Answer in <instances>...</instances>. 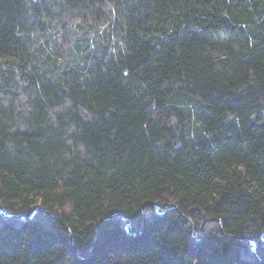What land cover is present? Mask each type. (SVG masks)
<instances>
[{
  "label": "trees",
  "instance_id": "16d2710c",
  "mask_svg": "<svg viewBox=\"0 0 264 264\" xmlns=\"http://www.w3.org/2000/svg\"><path fill=\"white\" fill-rule=\"evenodd\" d=\"M0 264H264V0H0Z\"/></svg>",
  "mask_w": 264,
  "mask_h": 264
},
{
  "label": "water",
  "instance_id": "95a60500",
  "mask_svg": "<svg viewBox=\"0 0 264 264\" xmlns=\"http://www.w3.org/2000/svg\"><path fill=\"white\" fill-rule=\"evenodd\" d=\"M4 212V211H3ZM37 213V210L34 212V214L31 216L33 217ZM18 218H22V216H17Z\"/></svg>",
  "mask_w": 264,
  "mask_h": 264
}]
</instances>
